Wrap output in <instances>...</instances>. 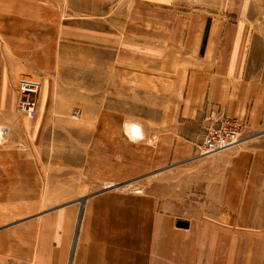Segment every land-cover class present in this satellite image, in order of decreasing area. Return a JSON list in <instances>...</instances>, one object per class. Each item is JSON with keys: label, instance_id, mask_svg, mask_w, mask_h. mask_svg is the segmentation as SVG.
Masks as SVG:
<instances>
[{"label": "crops", "instance_id": "0c3cea01", "mask_svg": "<svg viewBox=\"0 0 264 264\" xmlns=\"http://www.w3.org/2000/svg\"><path fill=\"white\" fill-rule=\"evenodd\" d=\"M21 80L40 84L33 119ZM101 94L77 129L87 154L48 155ZM224 119L242 140L198 156ZM48 166L112 185L49 193ZM180 167L198 195L114 186ZM0 264H264V0H0Z\"/></svg>", "mask_w": 264, "mask_h": 264}, {"label": "rangeland", "instance_id": "374dc122", "mask_svg": "<svg viewBox=\"0 0 264 264\" xmlns=\"http://www.w3.org/2000/svg\"><path fill=\"white\" fill-rule=\"evenodd\" d=\"M146 59H148V57L147 58L145 57V60ZM76 62H77V57H75V68L77 66ZM146 89L147 88L143 90L146 91ZM86 90L88 91V89ZM116 91H117V94H119V89H116ZM110 93L112 95H115V93L112 91ZM132 94H138V93L137 91H134V89H129L128 102ZM75 95H79L77 87H75ZM115 96H112L113 100L116 98ZM77 97L79 96H75V100ZM97 99H98V102L93 104V103H88L86 97L85 98L79 97L80 101L75 102V107L68 114V117L70 118L73 110H75V114L80 113V116L78 117V119L75 118L74 120L73 118H70L71 122L73 123L75 122V129H71L70 127H67L65 125L67 121L64 120L63 121L64 123L63 135L55 136V132H58V131H55L53 132V135H50V137H48V140H47L48 149H49L48 155L53 154L51 153V151L55 152V150L64 151L65 156H67L68 154L71 155L73 153L74 157H75V151H76V153H79L80 158H82L83 155L87 154V152L84 151V149L88 143L87 139L89 138V136L84 135L83 133H80V131L77 129L78 127H82V128L85 127V129H87L89 119H87L85 115L88 116V113L94 114L99 107H101L102 109V107L104 106L103 95L102 94L99 95ZM109 99H111V97H109ZM131 105L132 103L130 102L128 104H125L123 102L118 101L112 106L116 107V109L126 110V107L127 106L130 107ZM51 106H54L52 100L48 104H45V107H51ZM135 106L136 105H133L132 111L133 110L135 111ZM137 144L140 145V147H148L144 143L138 142ZM76 147L78 150L75 149ZM67 150H70V151L74 150V151L67 152ZM184 169L185 167L166 168L165 170H163L162 173H160L159 169L154 170V169L143 168V171L145 172L138 174V175H130L129 177L116 182L117 184H114V186H117L120 184L119 187H121V182H130V184L127 185L129 186L128 188L129 190L155 192L159 194L161 197H166L165 195H167L168 192H174V191L178 197H179V194H181V197H184V193H186L189 197H190V194L198 195L199 190L197 186L190 185L191 190L187 189L189 187L185 189V185L183 184V180H182V178L184 177ZM41 171L43 172V176H45V179L48 181L47 184L44 183L43 185L44 189L46 190V187H47V190H49V193L54 192L57 187H60L59 190L66 191V193H68V191L70 193L74 192L75 194L83 198L90 193L106 190L105 187L112 185L109 183L110 180H104V179L100 183L99 182L90 183L89 181L91 179L79 173L78 169H75V167L63 168L59 170L54 166L53 167L48 166V167L42 168ZM186 190L187 192H185Z\"/></svg>", "mask_w": 264, "mask_h": 264}, {"label": "built area", "instance_id": "2783aa9c", "mask_svg": "<svg viewBox=\"0 0 264 264\" xmlns=\"http://www.w3.org/2000/svg\"><path fill=\"white\" fill-rule=\"evenodd\" d=\"M40 84L34 81L21 80L18 85L17 111L28 119H33L37 113V99ZM80 113L73 112L75 119ZM242 122L238 119H224L208 128L201 143L196 146L198 156H208L232 148L241 140Z\"/></svg>", "mask_w": 264, "mask_h": 264}, {"label": "water", "instance_id": "95a60500", "mask_svg": "<svg viewBox=\"0 0 264 264\" xmlns=\"http://www.w3.org/2000/svg\"><path fill=\"white\" fill-rule=\"evenodd\" d=\"M176 226L179 228H186L188 226V223L185 221H176Z\"/></svg>", "mask_w": 264, "mask_h": 264}]
</instances>
